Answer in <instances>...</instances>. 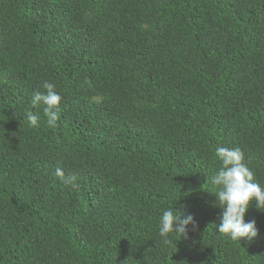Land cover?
Returning <instances> with one entry per match:
<instances>
[{
	"label": "trees",
	"instance_id": "obj_1",
	"mask_svg": "<svg viewBox=\"0 0 264 264\" xmlns=\"http://www.w3.org/2000/svg\"><path fill=\"white\" fill-rule=\"evenodd\" d=\"M217 147L264 187V0H0V264H264L254 202L218 232ZM170 206L196 227L165 243Z\"/></svg>",
	"mask_w": 264,
	"mask_h": 264
},
{
	"label": "clouds",
	"instance_id": "obj_2",
	"mask_svg": "<svg viewBox=\"0 0 264 264\" xmlns=\"http://www.w3.org/2000/svg\"><path fill=\"white\" fill-rule=\"evenodd\" d=\"M45 91H35L31 104L36 107L44 105V114L50 127H56L59 120V107L62 97L55 91V85L45 81L42 85ZM30 126H38L39 117L32 112L27 113ZM215 155L220 162L218 171L212 176L211 183L216 186L213 192L216 204L222 209L218 232L228 236L233 241L251 240L259 233L255 219L245 221V214L250 205L264 211V187L254 179V172L244 162V153L240 148L217 147ZM65 184H72L75 176L65 178L62 169H56ZM194 229L196 222L191 213L182 214L171 206L164 210L159 218L158 234L165 243L171 235L188 238V226Z\"/></svg>",
	"mask_w": 264,
	"mask_h": 264
}]
</instances>
